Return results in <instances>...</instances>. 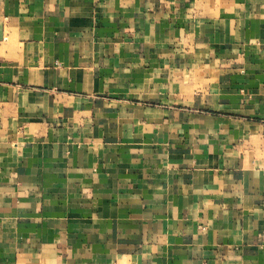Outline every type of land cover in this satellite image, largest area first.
<instances>
[{
    "label": "crops",
    "instance_id": "crops-1",
    "mask_svg": "<svg viewBox=\"0 0 264 264\" xmlns=\"http://www.w3.org/2000/svg\"><path fill=\"white\" fill-rule=\"evenodd\" d=\"M0 264H264V0H0Z\"/></svg>",
    "mask_w": 264,
    "mask_h": 264
}]
</instances>
